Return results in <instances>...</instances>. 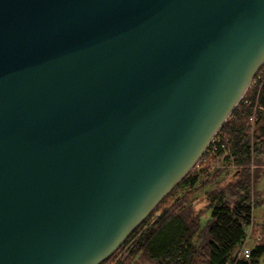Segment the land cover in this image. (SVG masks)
Masks as SVG:
<instances>
[{"label": "water", "instance_id": "water-1", "mask_svg": "<svg viewBox=\"0 0 264 264\" xmlns=\"http://www.w3.org/2000/svg\"><path fill=\"white\" fill-rule=\"evenodd\" d=\"M263 64L264 0H0V264L107 259Z\"/></svg>", "mask_w": 264, "mask_h": 264}, {"label": "trees", "instance_id": "trees-1", "mask_svg": "<svg viewBox=\"0 0 264 264\" xmlns=\"http://www.w3.org/2000/svg\"><path fill=\"white\" fill-rule=\"evenodd\" d=\"M257 76V85L246 90L217 131L216 150L210 143L99 264H264V218L256 221L253 215L264 208V65Z\"/></svg>", "mask_w": 264, "mask_h": 264}, {"label": "built area", "instance_id": "built-area-1", "mask_svg": "<svg viewBox=\"0 0 264 264\" xmlns=\"http://www.w3.org/2000/svg\"><path fill=\"white\" fill-rule=\"evenodd\" d=\"M264 65V64H263ZM262 65V66H263ZM256 75V74H255ZM259 76H261V74L259 75ZM259 76H257L256 78H255V76L253 77V79H252V81H251V83L249 84V86H248V88L250 87V86H255V85H257V79L259 80ZM254 121H255V114L254 113H251L249 116H248V124L250 125V127L252 128L253 126H254ZM219 140H220V138H219V136L217 135L216 136V134L213 136V138L211 139V141H210V143H211V150L212 151H215L216 150V148H217V143L219 142ZM210 143H209V145H210ZM250 230V229H249ZM249 230H248V232H249ZM241 252H242V254L245 256V257H247L248 255H249V252H248V249H247V247L245 246V245H243V247L241 248Z\"/></svg>", "mask_w": 264, "mask_h": 264}, {"label": "rangeland", "instance_id": "rangeland-1", "mask_svg": "<svg viewBox=\"0 0 264 264\" xmlns=\"http://www.w3.org/2000/svg\"><path fill=\"white\" fill-rule=\"evenodd\" d=\"M263 185H264V180L261 182V187ZM253 215L256 221H261L264 218V208L259 207V208L254 209ZM249 234H250V230L248 232L247 237L249 236ZM246 244H247V241H246Z\"/></svg>", "mask_w": 264, "mask_h": 264}, {"label": "bare ground", "instance_id": "bare-ground-1", "mask_svg": "<svg viewBox=\"0 0 264 264\" xmlns=\"http://www.w3.org/2000/svg\"><path fill=\"white\" fill-rule=\"evenodd\" d=\"M247 236V235H246ZM249 251V250H248ZM243 255V254H242Z\"/></svg>", "mask_w": 264, "mask_h": 264}]
</instances>
